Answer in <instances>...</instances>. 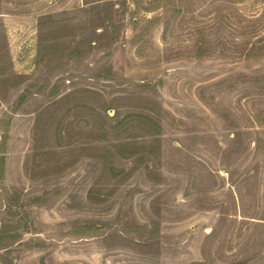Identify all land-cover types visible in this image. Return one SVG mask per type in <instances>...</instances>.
<instances>
[{
  "label": "rangeland",
  "instance_id": "374dc122",
  "mask_svg": "<svg viewBox=\"0 0 264 264\" xmlns=\"http://www.w3.org/2000/svg\"><path fill=\"white\" fill-rule=\"evenodd\" d=\"M0 264H264V0H0Z\"/></svg>",
  "mask_w": 264,
  "mask_h": 264
}]
</instances>
